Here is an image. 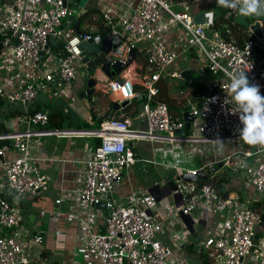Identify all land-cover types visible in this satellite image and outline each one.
I'll use <instances>...</instances> for the list:
<instances>
[{"label":"built area","instance_id":"obj_1","mask_svg":"<svg viewBox=\"0 0 264 264\" xmlns=\"http://www.w3.org/2000/svg\"><path fill=\"white\" fill-rule=\"evenodd\" d=\"M65 1L75 0L0 1V100L3 103L26 106L42 92L57 99L66 98V86L85 78L77 71L78 66L87 67L81 57V44L92 39L94 44L101 45L104 38L98 32L78 33L66 27L64 23L74 14V9L65 5ZM115 1L124 2L123 10L107 6L102 12L103 23L111 34L120 35L122 42L108 58L111 62H122L125 68L119 75L122 82L110 78L105 81L104 90L119 103L142 98L143 108L134 117L121 111L125 107L120 108V115L116 111L106 116L99 128L87 132L45 130L50 111L31 113L29 108L19 116L18 128L0 133V140L9 141L0 147V264H31L27 248L32 233L23 225V200L49 189V177L32 154L31 143L46 134L79 137L85 133L101 142L87 146L88 156L82 161L74 188L61 191L54 200L56 205L68 202L73 206L67 219L75 224L79 247L84 253L80 264H190L181 249L188 235H196L197 225L206 220V214L211 215L212 225L206 226L202 239L193 245L200 257L206 255L211 264H245L255 251L256 259L263 264L264 240L257 242V227L263 213L245 198L231 194L225 197L212 184L199 186V181L186 182L181 175L173 181L171 195L161 198L162 201L170 195L174 200L173 205H165V219L161 221L155 214L160 203L156 190L152 192L132 183V166L138 161L133 141L161 138L172 144L211 142L205 150L209 152L216 149L213 141L219 138L225 144L234 143L233 152L186 173L197 174L222 162L223 167L233 172L236 168L243 171L256 192L264 194V150L240 149L237 130L243 125L239 113L231 112L235 106L231 103L229 87V74L245 71L250 83L258 85L264 96V51L259 53L263 39L256 36L239 44L217 30L208 36L206 29L214 24V8L213 18L206 16L205 22L197 24L188 3L180 4L182 9L175 10L171 0ZM210 1L212 6L217 3ZM227 10L226 16L238 14ZM175 26L182 29L180 39L185 42L179 48L169 47L164 40L165 34ZM51 38L55 43H51ZM133 48L145 58L143 72L138 70L136 58L129 60ZM186 52L197 60L198 73L206 84V91L189 111L195 116L190 129L198 132L199 138L186 137V133L176 135L178 129L186 127L184 115L173 117L166 102L155 100L164 70L173 78H183V70L169 71ZM97 74L90 76L100 77ZM137 84L142 90L136 88ZM226 100L230 103L225 104ZM136 121H144L146 128H137ZM38 127L41 129L33 130ZM239 155L244 158L237 167L233 162ZM156 186L162 193L167 190L166 185L161 187L156 183ZM200 205L205 212L201 210L200 217H196ZM46 214L42 212L43 216ZM171 217L180 219L183 229L173 231L169 244L160 238V226ZM35 237L42 240V236Z\"/></svg>","mask_w":264,"mask_h":264},{"label":"crops","instance_id":"obj_2","mask_svg":"<svg viewBox=\"0 0 264 264\" xmlns=\"http://www.w3.org/2000/svg\"><path fill=\"white\" fill-rule=\"evenodd\" d=\"M171 2L175 4L176 7H180L181 9L182 7L180 6V4L182 5V3L184 4L188 3L193 13L205 12L206 16L209 19H211V17L208 16L206 12L212 4L210 0H171ZM107 6H111L115 10H118L121 12L124 8V2L115 1V0H89L88 4L85 5V8L82 9L80 7V0H78V8L77 10L74 9V14L76 11H78L79 16L77 17L75 15L76 16L75 20H73L71 23L66 25V27L74 29L75 24L79 25V19H80L79 17L81 15H83L84 13L88 11L99 10L98 13H93L90 17L86 19L84 24H82L84 30L88 32H92V33L97 32L99 23H102L103 21V17L101 16V14ZM181 35H182V29L178 26H175V27H172L165 34L164 40L166 41L169 47L179 48L180 45H185V42L183 41L181 42V39H180ZM137 60L139 64L138 70L143 72L146 66L144 56L139 57V59ZM188 60L189 61L187 62V67L182 68L178 62L176 65H174L170 69L169 72L176 70V69L178 70L190 69L195 76V80L192 86L193 88H191L188 91V93L183 98V100L188 99L189 101L192 102L193 100L196 101L197 99L199 101L200 98L202 97V93H204V92H201L200 89L201 87L205 88L206 84H205V81L200 78V75L199 77H197L196 75V74H199L198 73L199 64L197 60L194 59L193 56H190ZM97 73H98L97 76H100V77H97L98 78V82L96 84L97 92L95 93L92 99H89V98L82 99L79 95L75 97L77 93H81V91H83L86 88V82L79 80L80 78H78L72 83L71 87H69V85L66 86L65 90L67 92V97L66 98L63 97L64 100L71 101L70 103L67 102L68 104H72L73 107L71 108V110H69L68 107L62 108L60 106H53V107L50 106L51 108L49 109L51 110L53 108H58V109L63 110V112L67 114L69 121L66 124L67 126L62 130H82V131L87 132L91 129H96L99 124L98 120L101 117L103 119V117L106 116V113H109V110L112 109L111 108L113 105L112 102H114L115 100L111 94L107 93L104 90V83L106 80L113 78V77H109L101 69V64L98 65ZM166 78L163 76L162 81H160L161 86L167 90L165 91V93H163V96L161 97L167 98L169 100L177 99L178 104H181L180 98L177 97L178 96L177 93L171 94L173 91H170L169 85L164 82L163 79H166ZM184 86H185V83H184ZM166 92H167V95H169V97L166 96ZM141 100L142 98L136 99L135 101L129 104L134 105L138 101H141ZM42 109L43 110L48 109L47 105L44 108L42 107ZM121 111L126 112L125 108H123ZM121 111H118L116 115L118 114L120 115ZM71 112L73 113L70 114ZM93 112L96 114L95 116L93 115ZM18 118L15 117L13 122L10 121V125L12 126V128L14 127L18 128ZM144 123H145L144 121H140V122L136 121L135 126H137V128L145 129L146 127ZM81 125H84V126H82L81 129H78L77 127H81ZM93 126H95V128H92ZM47 128H43V129L45 130L56 129L54 127L52 128L47 127ZM37 129L40 130L41 128L39 127L33 128V130L35 131ZM54 135L56 137H54ZM40 137H47V138L44 139L42 143H40V140H39ZM160 139L155 138V140L133 141L132 145L133 147H135V150H137L136 144L139 142L144 143V146L148 149L150 148L155 149L156 147H159L162 149L164 146L165 156L167 155L168 152H171L173 153L174 157H176L177 161L179 162L180 160H178V158L181 157V152L186 151L183 143L181 142L179 144H176V143L172 144L166 141H162L164 139L162 140ZM35 142H37L35 145L36 151L31 150V152L35 157L38 158V163L41 169L49 177V189L48 191L38 195L37 197H26L23 200V208H24V214H25L24 223H26V220H28V224L29 226H31L32 223H37L39 221L38 225L42 227V231H40L39 233L32 231L29 228L32 235L28 241L27 254L31 260V264L33 263V261L37 264H80V261H78L77 259V251H76V247L77 248L79 247V239L76 237V226L75 224L70 223L67 219L69 212L71 211L73 206H71V204L68 202H65L63 205H56L54 200L55 198L59 196V193L61 191L74 188L75 181L78 179L79 174H80L82 161H84L88 156L87 146L88 147L96 146L97 145L96 137L87 135L86 133L79 137L72 136V135L60 136L56 134H46V136L42 135V136L37 137ZM37 144H39V148L41 150L40 152H37ZM224 146L227 150L226 153H224L223 151L216 152L215 150L209 151V152H213V154H207V156L203 158L200 165H194L193 161L187 160L185 164H183V166H178V167L182 168L181 169L182 174H184L188 172V170L201 168L205 163L217 161L221 159L222 157H224L225 155H227L229 150L232 151L233 149V148L229 149L227 144H224ZM31 148L32 147L30 145V149ZM178 149H181V152H178L177 151ZM10 154H11L10 156H13V153H10ZM136 155H137V151H136ZM139 159H142V158H139ZM150 160L151 159H148L147 161L150 162ZM234 164L236 165L235 161L233 162V165ZM205 171L206 173L209 172V170L207 171V169H205ZM226 172L227 170H222L221 168L213 172L210 177H216L218 174L226 173ZM230 177H231L230 182L226 183L223 186L224 190H228L231 195H238L241 198H245L248 204H251L257 207L262 211L263 219H262V222L257 227V242L259 240L263 241L264 240V195H260L258 194V192H256L254 187L248 182L247 178L245 179L243 171L240 170V172L238 173L232 172L230 174ZM159 184L161 185V187H164L165 185L166 186L169 185L170 187L173 188V181H167V183L166 181H164ZM153 187H156V182L151 187H147V189L150 190ZM155 190L154 191L157 194L158 200L161 203V206H158L155 212L161 211L160 213L161 217L165 219V211H164L165 203L161 201V198L162 196L165 197L166 192L162 193L159 191L158 188ZM170 195L166 197V199H168ZM201 210L205 212V208L203 205L199 206L198 212L196 213L197 215L196 217H200ZM43 211L47 212L48 214L43 216L42 215ZM52 212L54 213L58 212L59 214L56 216L52 214ZM49 217L50 218L54 217L55 219V224H52L51 228H49L47 226L48 223H46ZM205 217H206V220L202 221L200 224V226H202L203 229H205L206 226L209 227V225H212L211 215L206 214ZM174 219H177L179 222L173 224L171 220H174ZM182 229H183V223L180 221V219L171 217L169 218V221L161 224L160 237L162 235L164 238H161V239L164 242L170 244L172 242L171 237L174 234L173 231H176V230L181 231ZM59 230H61L62 233L58 234L57 231ZM197 234L198 232L196 233V235H188L187 236L188 239L183 244V248L181 249V252L187 256L190 264H191L190 256L192 254H195V255L197 254L196 251H194V249H192L191 246H193L196 242L202 239V236L197 238L198 236ZM37 235L42 236L41 241H38L36 239L35 236ZM201 261L203 262L202 259ZM245 264H261L258 261V259H256L255 257V251H253V254L250 255L246 259Z\"/></svg>","mask_w":264,"mask_h":264},{"label":"rangeland","instance_id":"obj_3","mask_svg":"<svg viewBox=\"0 0 264 264\" xmlns=\"http://www.w3.org/2000/svg\"><path fill=\"white\" fill-rule=\"evenodd\" d=\"M89 0H80V7L82 9L85 8V5L88 4ZM173 9L175 10H180V7H176V6H172ZM81 9V10H82ZM213 8L210 7L206 12L208 14V16H210L211 18L213 17ZM75 15L78 17L79 16V12L76 11ZM91 16V15H90ZM250 17H254V18H259L262 19L264 16H250ZM82 29H83V25H82ZM206 33L208 36L213 35L214 31L212 28H207L206 29ZM90 56L92 58H96V56L94 54H90ZM190 53H184L179 61V64L181 65L182 68L187 67V62L189 61L188 59L190 58ZM141 57V55H140ZM77 71L79 73V75L85 77L82 78V81H85L87 83V79L89 78V76L91 75V73L84 67L82 66H78L77 67ZM168 70H164L163 71V76L166 78L164 80L165 83H167L170 87V91H173L171 94L173 93H177V97L180 98V102L181 104H178V100L176 102H172V108L175 110L176 115L177 116H183L184 113L186 111H190L191 107L194 103L192 102H196L195 100H193L192 102L189 101L188 99L183 100V98L186 96V94L188 93V91L191 88H185L184 87V79L183 78H172L170 76V74H167ZM197 77H199V74H196ZM95 77V75L93 76ZM72 85H70L69 87H71ZM183 92V93H182ZM80 96V93H77L75 97ZM80 98V97H79ZM84 99V98H82ZM182 99V100H181ZM63 98L61 99H57L55 97H51L49 93L47 92H42L36 100H34L33 102H31L30 104L23 106L20 104H11L8 102H4L2 106H0V122L4 121L6 114L10 113L12 110L14 109H21L22 111H26L29 108L34 107L36 104H40L42 105V107L44 108L46 105L48 106H60V107H68L69 110H71V108L73 107L72 104H68L67 102H71L70 100L66 101ZM145 100H141L138 101L136 104L131 105L129 107L125 108V111L131 115V116H135L137 113H139L142 108H143V104H144ZM183 102V104H182ZM73 112H71L70 114H72ZM119 115V114H118ZM67 126V125H66ZM84 125H81V127ZM84 128V127H83ZM92 128H95V126H93ZM46 136V135H44ZM186 137H196L199 138L200 135L198 132L193 131V129L187 130L186 131ZM54 137H56L54 135ZM47 137H40V143H42L44 141V139H46ZM77 141V140H76ZM239 142V146L240 149H246L248 148L251 151H257L259 148L258 147H254V146H249L246 143L243 142V140L238 141ZM37 142L33 141L31 144V150L32 151H36L35 145ZM39 143V144H40ZM183 145L185 146L186 151L181 152V149H178V152H181V157L178 158V160H180L179 162L177 161V158L174 157L173 153L168 152L167 155L165 156L164 150L165 147L163 146V148H159L156 147L155 149H148L144 146V143L139 142L137 143V158L138 161L132 166V183L135 187L139 186V187H143L145 189H147V187H151L155 182H159L162 183L164 181H174L176 178L180 177L182 174V168L178 167V166H183V164H185V162L187 160H191L194 162V165H200L203 158H205V156H207V154H213V152H206L205 150L208 148L209 149V144H211V142H193V141H184L182 142ZM228 145L229 149H234L235 144L231 143V142H226ZM39 144H37V152H40V148H39ZM225 143H223V149L222 151L224 153L227 152L225 146ZM160 146V145H158ZM34 147V149H33ZM232 149V150H233ZM187 151H194V153L196 154H192V153H188ZM216 152L217 148L215 149ZM233 152L231 150L228 151V153ZM259 156H263L262 154H260ZM142 158V159H139ZM244 157L242 155H239L235 161L237 162L236 166H240L241 165V159H243ZM151 159L150 162H148L147 160ZM186 170V169H184ZM222 170H227L229 175L233 172L232 169L227 168V167H223ZM240 172V169L236 168L235 173ZM245 179H246V175H244ZM129 183V182H127ZM126 186H130L126 184ZM260 194V193H258ZM251 195V194H250ZM260 195H264V194H260ZM253 196V195H252ZM246 197V195H245ZM162 202L165 203L166 206L169 205H173L174 200L173 197H169L166 200H162ZM158 206H161V203H159ZM155 214L157 216H159L160 220L163 221L164 218L161 217V214L158 212H155ZM56 217V216H55ZM57 218V217H56ZM171 222L174 223H178L179 221L177 219L171 220ZM48 223V227L51 228L52 224H55V219L54 217L52 218H48L47 222ZM164 223H166L164 221ZM26 224V225H25ZM39 221L37 223H32L31 226H29L28 224V220H26V223H23L24 227L26 229L35 231L37 233H39L40 231H42V227L38 225ZM44 229V228H43ZM197 232H198V236L197 238L203 236L205 229H203L202 226L197 225ZM160 238H164L162 235ZM192 249H194V246H191ZM76 251H77V259L78 261H80L81 263H83L84 260V253L81 250L80 247H76ZM190 262L191 264H204L201 261V258L196 254H192L190 256ZM32 264H37L33 261Z\"/></svg>","mask_w":264,"mask_h":264},{"label":"water","instance_id":"obj_4","mask_svg":"<svg viewBox=\"0 0 264 264\" xmlns=\"http://www.w3.org/2000/svg\"><path fill=\"white\" fill-rule=\"evenodd\" d=\"M72 7L73 9L77 10L78 8V0H75L73 2H66L65 5ZM76 16L75 14L68 17V19L65 21V26L71 23L73 20H75ZM194 21L197 24L203 23L207 20L205 12H196L193 14ZM236 22L240 24H245L247 26H250L251 30L255 33V35L259 38H262L264 41V33L262 24L260 21H256L254 24L250 25V23L247 21L246 17L236 15L235 17ZM78 33H80V30L78 29V24H75L74 28ZM51 43H55V39L51 38ZM18 42V41H16ZM122 42V37L120 35H113L109 33L106 37H104L101 45H96L93 43V40L85 41L81 44L82 49V60L83 63L86 64V69L91 73V75L96 74L98 65L101 64V69L109 76V77H115L117 81L122 82L121 77L119 76L123 69L125 68V65L120 62H111L108 58V55L111 53V51L116 48L118 45H120ZM0 44V49H1ZM264 51V44L263 47L259 49V53H262ZM90 54H94L96 58H92ZM41 56L43 58V52L41 53ZM137 56V49L133 48L131 50V53L129 55V60L132 61ZM182 77L185 79V85L191 86L194 83L195 76L193 72L190 69H185L182 71ZM98 82V79L96 77L90 76L87 79L86 88L81 91L80 97L81 98H88L90 96H94L97 92L96 84ZM111 94V93H109ZM129 104V101L126 100L122 103H119L118 101L113 102L112 107V113L115 114L116 111H118L120 108L126 107ZM3 105V102L0 100V106ZM184 118L186 123V127L182 129H178L175 134L179 136H183L187 130L190 129L191 123L194 121L195 116L191 114L190 112L186 111L184 113ZM223 168V163L219 162L216 166L212 167L208 173H206L204 170H200L197 174L192 173H184L182 174V179L186 182H198L200 179H208L210 175ZM158 187H153L150 189V191H154ZM166 194H170L171 187L169 185L166 186ZM160 199V197H159ZM103 207H105V204H100Z\"/></svg>","mask_w":264,"mask_h":264},{"label":"trees","instance_id":"obj_5","mask_svg":"<svg viewBox=\"0 0 264 264\" xmlns=\"http://www.w3.org/2000/svg\"><path fill=\"white\" fill-rule=\"evenodd\" d=\"M2 2H4L5 0H0ZM212 8H214V24L212 26L213 30H217L220 31L222 33V35L226 38V39H233L235 40L237 43L239 44H244V42L250 38H255L256 35L255 33L251 30L250 26H247L245 24H240L238 22H236L235 17L236 16H226L227 15V8L224 7H220L217 6V3H215L214 6H211ZM99 10H94V11H88L86 13H84L83 15H81L79 18V25H78V29L80 30L81 33L86 32L84 29H82V24H84V22L86 21V19L88 17H90V15H92L93 13H98ZM102 16V14H101ZM247 21L250 23V25L254 24L256 21H260L262 26L264 27V17L262 19L259 20V18H254V17H246ZM98 33H100L102 35V37H106L109 33L110 30L108 27H106L102 21V23H99V27L97 30ZM143 56V54H141L139 51L137 52V56L136 59H139V57ZM165 80V79H163ZM162 81V79L160 80ZM158 83L159 85V93L156 97V101H166V103L168 104L169 108H170V112L172 114L173 117H176V112L175 110L172 108V102H176L177 99L175 100H169L167 98H162L161 96H163V93H165V91H167L164 87L161 86V83ZM191 86H184L186 89L187 88H193ZM136 88L138 90H142V86L137 84ZM201 92H205L206 89L203 87H201L200 89ZM183 93V92H182ZM166 96L169 97V95H167L166 92ZM89 99H92L93 96L88 97ZM162 99V100H161ZM197 101V99H196ZM113 103V102H112ZM131 104L127 105L126 107H129ZM49 112V125L48 127H54L57 129H64L66 127V124L69 121V118L67 116L66 113L63 112V110L58 109V108H53L52 110L49 109L51 108L50 106H47ZM113 107V105H112ZM111 107V108H112ZM125 107V108H126ZM31 113H34L36 111L39 110H43L41 105H35L34 107L29 109ZM112 112V109L109 110V113H106V116L110 115ZM24 113V111H22L21 109H14L12 110L10 113L6 114L4 121L0 122V132L2 134H6V133H10L12 132L14 128H12V126L10 125V121L13 122V120L16 118H18L20 115H22ZM93 115L95 116L96 114L93 112ZM105 116V117H106ZM103 117V119L105 118ZM102 117L98 120L99 124L98 127H100L101 122H102ZM78 129H81L82 127H77ZM97 140V145L100 144L101 140L99 138H96ZM9 141L7 139H3L0 140V147L2 145H4L5 143H8ZM210 170L207 169V171ZM206 172V171H205ZM211 176V175H210ZM230 175L228 173V171L226 173H221L218 174L216 177H209L208 179H200L198 184L199 186L209 183L212 184L217 190L218 192H220L223 196H228L230 194V192L228 190H224V185L226 183L230 182ZM201 259L203 260L204 264H211V261L206 257V255L201 256Z\"/></svg>","mask_w":264,"mask_h":264},{"label":"clouds","instance_id":"obj_6","mask_svg":"<svg viewBox=\"0 0 264 264\" xmlns=\"http://www.w3.org/2000/svg\"><path fill=\"white\" fill-rule=\"evenodd\" d=\"M217 6L232 9L243 17L264 16V0H216ZM231 103L235 106L232 114L239 113V121L243 125L238 129L239 139L249 146L264 150V96L260 88L251 84L245 71L230 73ZM230 103L228 100L225 104ZM213 143L221 152L223 143L217 138Z\"/></svg>","mask_w":264,"mask_h":264}]
</instances>
